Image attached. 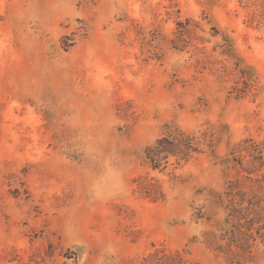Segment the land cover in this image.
<instances>
[{
	"label": "rangeland",
	"instance_id": "obj_1",
	"mask_svg": "<svg viewBox=\"0 0 264 264\" xmlns=\"http://www.w3.org/2000/svg\"><path fill=\"white\" fill-rule=\"evenodd\" d=\"M236 179L264 205V0H0V264H264L211 241Z\"/></svg>",
	"mask_w": 264,
	"mask_h": 264
},
{
	"label": "trees",
	"instance_id": "obj_2",
	"mask_svg": "<svg viewBox=\"0 0 264 264\" xmlns=\"http://www.w3.org/2000/svg\"><path fill=\"white\" fill-rule=\"evenodd\" d=\"M200 145L199 138L174 127L145 147V159L152 169L163 170L170 156L175 158L176 165H180L194 153L201 152ZM242 188L240 180H230L222 195L227 215L224 233L220 239L226 240L225 245L218 243L215 235L211 236V241L216 242L215 249L234 257L251 253L257 239L264 238L263 198L254 190L247 191ZM138 190L155 198L164 197L161 186L146 177L138 183ZM145 260H151L153 264H197L186 259L178 250L168 253L155 251Z\"/></svg>",
	"mask_w": 264,
	"mask_h": 264
}]
</instances>
